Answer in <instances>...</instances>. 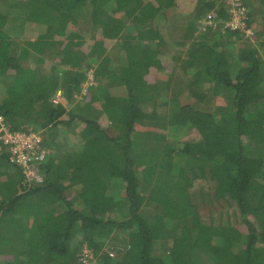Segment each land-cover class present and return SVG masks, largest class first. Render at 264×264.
Segmentation results:
<instances>
[{
    "label": "trees",
    "instance_id": "1",
    "mask_svg": "<svg viewBox=\"0 0 264 264\" xmlns=\"http://www.w3.org/2000/svg\"><path fill=\"white\" fill-rule=\"evenodd\" d=\"M225 1L176 37L179 0H0V115L48 150L38 182L0 149V264H264V0L249 37Z\"/></svg>",
    "mask_w": 264,
    "mask_h": 264
},
{
    "label": "built area",
    "instance_id": "2",
    "mask_svg": "<svg viewBox=\"0 0 264 264\" xmlns=\"http://www.w3.org/2000/svg\"><path fill=\"white\" fill-rule=\"evenodd\" d=\"M227 20L223 28L229 29L234 32H245L246 36H253L254 32L248 28L247 22L249 19V6L244 0H226L225 1ZM218 14L210 12L202 19L205 26L211 25L216 28L218 26ZM206 29V27L204 28ZM61 101V94L59 93L56 102ZM0 149L3 146L7 147L6 151L12 153L11 162L19 164L23 167L24 173L32 180L38 182L42 181L39 166L37 164L43 162L48 156V150L41 144L42 138L38 135L25 136L22 134H14L10 128L5 125L4 118L0 115ZM35 160L37 162H35ZM84 259H88L91 263L95 264L96 259L94 253L85 250Z\"/></svg>",
    "mask_w": 264,
    "mask_h": 264
},
{
    "label": "rangeland",
    "instance_id": "3",
    "mask_svg": "<svg viewBox=\"0 0 264 264\" xmlns=\"http://www.w3.org/2000/svg\"><path fill=\"white\" fill-rule=\"evenodd\" d=\"M194 7V0H179L177 3V8L173 10H166L162 15L166 17L161 18L160 24H167L166 34L167 33H173L176 37L180 36L182 34V27L187 24V21L189 20L190 9H193ZM83 23L86 25L87 20L83 21ZM111 49V48H109ZM94 84L92 77H90V81L86 85L85 89L83 90V95L87 93L88 87ZM194 135L192 131V126L187 125L186 127L181 128H169V132H167L168 139L173 140H182L188 137H191ZM230 213V210H228ZM212 216L219 221V214H217L214 209H211ZM203 215L208 216V210H205ZM116 243L114 245H107V248L105 249V253L111 257L117 258V253L119 251L120 245H118L117 248ZM86 248H84L83 252L78 255L79 262L82 264H90L91 262L88 259H84V253Z\"/></svg>",
    "mask_w": 264,
    "mask_h": 264
},
{
    "label": "crops",
    "instance_id": "4",
    "mask_svg": "<svg viewBox=\"0 0 264 264\" xmlns=\"http://www.w3.org/2000/svg\"><path fill=\"white\" fill-rule=\"evenodd\" d=\"M106 248H107V247H106ZM106 248H105V249H106ZM105 249L103 250L104 253H105Z\"/></svg>",
    "mask_w": 264,
    "mask_h": 264
},
{
    "label": "clouds",
    "instance_id": "5",
    "mask_svg": "<svg viewBox=\"0 0 264 264\" xmlns=\"http://www.w3.org/2000/svg\"><path fill=\"white\" fill-rule=\"evenodd\" d=\"M89 251H90V250H89ZM95 261H96V260H95ZM96 263H97V262H96ZM96 263H95V264H96Z\"/></svg>",
    "mask_w": 264,
    "mask_h": 264
}]
</instances>
